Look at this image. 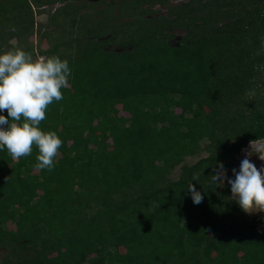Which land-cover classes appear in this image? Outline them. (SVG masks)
<instances>
[{
  "label": "trees",
  "instance_id": "16d2710c",
  "mask_svg": "<svg viewBox=\"0 0 264 264\" xmlns=\"http://www.w3.org/2000/svg\"><path fill=\"white\" fill-rule=\"evenodd\" d=\"M57 1L38 50L71 75L40 127L63 143L51 172L0 151V264H264L258 218L212 180L264 140V0H123L94 27L74 0H0V53L37 57L34 6Z\"/></svg>",
  "mask_w": 264,
  "mask_h": 264
},
{
  "label": "clouds",
  "instance_id": "9594fccd",
  "mask_svg": "<svg viewBox=\"0 0 264 264\" xmlns=\"http://www.w3.org/2000/svg\"><path fill=\"white\" fill-rule=\"evenodd\" d=\"M70 75L68 61L56 55L34 59L20 47L0 53V112L7 111V116L0 115V151L6 149L12 160L19 161L32 155L35 147V167L49 172L54 169L63 142L55 131H44L40 125L47 119L49 106L64 98L62 89L69 87ZM251 148L239 171L232 170L235 179L227 177L222 165L212 175L214 182L224 184L227 180L233 200L248 214L264 212V168L258 170L250 161L254 151L264 161V147L253 149L251 144ZM188 190L193 203L200 204L202 193L192 183Z\"/></svg>",
  "mask_w": 264,
  "mask_h": 264
},
{
  "label": "rangeland",
  "instance_id": "374dc122",
  "mask_svg": "<svg viewBox=\"0 0 264 264\" xmlns=\"http://www.w3.org/2000/svg\"><path fill=\"white\" fill-rule=\"evenodd\" d=\"M179 1H187V0H179ZM179 1L171 0L169 2V4L170 5H176L179 3ZM122 2H123V0H103V2L101 0H74L73 3H76V5L78 6L77 12L79 14L84 13V12L85 13H91L88 16V20H89L88 22L90 23V25H92L94 27L96 24L93 25V23H94L93 20L102 18V15L100 12L101 8H105L109 4H114L115 7L112 10L111 14L116 15V14L120 13L118 11V6ZM59 5H61V4L57 1V2H54L53 4L43 5L42 9L34 6L35 7L33 10V12H34L33 13V21H34V29L33 30H34V32H33L32 36L28 38V41H31L32 46H33V51L35 52V54H37V57H35L36 55L34 56L35 59L43 57L39 53L38 48H40L41 50H44L50 45V43L47 41V39H45L43 37H41V39H39L40 35H42L43 32H45V31L47 33L49 31H52V30H55L58 28V26H56V25L47 24V21H48L47 15H48L49 11L52 12ZM142 6L143 7H147V6L152 7V9H154L156 11L153 14L154 16L160 17L162 15H164V16L168 15L167 6L165 4H161L157 1H155L153 4L145 3ZM124 19H128V18L125 17ZM115 21L119 22L121 20H115ZM107 22H108V20H107ZM93 27H92V29H93ZM172 33L174 34V38L169 40L170 44L176 43L177 39L180 37V35L183 34V31L181 29H174V30H172ZM10 42H11V44H15L17 42V39L13 38ZM176 110L179 111V109H176ZM251 144L253 146V149L264 147V140L250 142L245 147H243L241 152L239 153V156H238L240 159V162L246 157V152L252 151ZM200 155H205V152H201ZM198 156L190 158V159L188 158V162H193L194 160H196L198 158ZM250 161L255 164V166L257 167L258 170L264 168V161H262L259 158V155L255 151L252 153V155L250 157ZM239 168H240V166L236 167L235 169L239 170ZM233 169H230L229 171H232ZM178 171H179V168H176L172 174L176 175V173H178ZM249 215L257 217L258 221H259L258 228L260 230L264 229V212H256V213H251ZM4 250L5 249L3 247H0V256L2 255V252Z\"/></svg>",
  "mask_w": 264,
  "mask_h": 264
}]
</instances>
